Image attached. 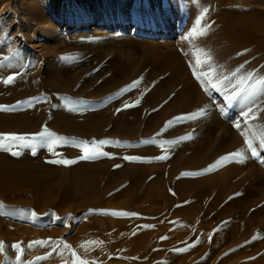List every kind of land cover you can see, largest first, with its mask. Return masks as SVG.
<instances>
[{
	"label": "rangeland",
	"instance_id": "1",
	"mask_svg": "<svg viewBox=\"0 0 264 264\" xmlns=\"http://www.w3.org/2000/svg\"><path fill=\"white\" fill-rule=\"evenodd\" d=\"M174 2V0H0V105H10L12 97L21 96V99L30 100L33 105L40 106L43 110V117L51 116L54 98L60 91L47 84L48 76L63 78L64 81L69 80L73 84V88H70L68 92H62L61 103L74 99L78 103L89 104V111H96L104 117L119 118L120 113H126L141 105L142 103L137 101L125 99L127 92L122 90L128 88V85L134 81L139 82L146 79L145 73L148 70L155 73V80H159L162 78L164 67L178 63L179 57L175 46L182 35L181 30L189 23L190 13L188 14L185 7L188 4H183L187 1L181 3L184 9H181L182 6L173 8ZM167 43L173 45V51H167ZM160 48L162 51L157 63L151 66L152 58L156 56L155 51ZM123 68L126 69L127 74L125 75L134 76L133 80L125 82L127 78L124 77ZM9 76H15L14 82L4 83L3 81ZM114 82L117 83L114 84ZM214 94L207 97L209 100L216 98V104L221 105H219L221 110L216 112L221 120L220 127L224 128L226 133L229 129H226L224 125H228L235 132L240 130L242 136L245 135L248 140L251 139L252 143L254 142L253 144L257 146V151L260 153L259 158L251 156L247 151V140L243 139L240 145L241 149H245L241 154L243 162L225 161L223 166L213 167L212 165L219 161L221 152H216L217 155L212 152L213 150L209 151V155L203 159L210 147L205 144L200 148L204 155L201 157L200 169H208L202 176L219 174L221 171L227 172L232 164H237L240 167L239 170L242 171L243 217H233L231 221L237 219L236 224L232 227L227 226L226 223L230 217H224V215L212 217L214 212L213 209H209V200L213 198L215 193L213 190L205 197H197L195 191L190 189L186 193L185 201L178 202L173 207L171 202L176 203L178 196L172 189L169 190L168 196H165L167 198L165 200L163 196L157 201L147 199L142 192L153 180L151 175H146L143 183L137 186L140 196L138 200L130 203L131 211L125 209L127 213L137 214L130 216L110 214L111 212H123L124 209L113 206H117L120 199H125L127 196H113V202L111 201L112 204L109 206L105 203L111 196L109 194L101 201V208L88 206L63 213L54 211L56 208L50 207L51 209L40 211L33 205L35 201L33 186L25 185L21 194L16 196L18 201L11 202L12 195L9 199L0 196V242H3V247L0 248V264H16L18 252L12 245L18 242L24 249L20 254L21 264L25 262L33 264L37 257H46L39 260L38 264H80V260L87 261V264H155L160 260H166L169 249L163 250L161 253L167 254H160L159 259L140 258L138 260V257H129L125 254L130 249L129 244L121 242V247L119 242L108 241L109 236L116 233L112 225L113 220H128L133 224L136 223L137 226L153 220L154 225H163L165 220L171 222L169 218H165L166 213L169 215L173 212L177 213V210L185 206L189 216V222L185 216L183 217L187 222V226H184L186 228L173 223L166 231L172 234L183 233L179 231L181 229L186 232L188 228L189 231L193 227V220L190 221V219H193L196 214L198 217H203L205 214L212 217L211 221L200 222L202 231L198 230L197 233L203 234L206 239L197 244L198 238L195 236L185 239L183 237L182 241L180 239V241L177 240L178 242L175 241V244L182 242L183 247L181 245V248L188 250L181 251L184 258L166 264H264V148L258 146L264 139V130L259 126L252 130L244 122V118L240 115L242 113L235 108L234 104L229 105L226 97L224 98L220 92ZM195 103L194 105L199 104V102ZM125 105L129 106L125 107ZM224 105L228 107L222 111ZM124 118L121 117L120 121H124ZM127 118L130 122L131 120L135 122L136 126H144L145 121L152 120L157 130L139 131L132 138L121 136L111 130V120L110 124L107 123L109 127H106L107 131L111 130L110 135L103 134L89 139L109 141L99 150L106 153L103 159H110L108 157L111 154L113 158L129 160L131 165L140 161L148 164L147 167L159 166L164 170L171 157L168 155L164 159L157 158L166 151L164 146H157L158 140L164 143L165 139L180 140L186 136H191L194 140L206 133L203 129L192 133L194 128L198 123H208L210 119H206L205 113L197 119L176 121L171 117L166 120L176 124L174 130H170L169 133L163 132L165 133L163 134L161 128H163L164 121L158 117L149 118V116L139 115ZM235 123H239L242 128L237 130ZM42 129L41 125L38 130ZM60 134L63 135L62 132ZM209 136L206 138L207 142L210 141H208ZM27 137L30 138V135ZM142 138H146L147 142L145 143ZM127 142L132 145L130 144L129 147ZM134 142L137 143L136 151L132 149L135 146ZM35 149V153L42 152L41 142L35 144ZM230 149L227 148L224 154L237 151V149ZM12 151L23 152L26 156L33 154L31 147L14 148ZM190 151L184 154L189 157ZM174 155L177 156V154ZM178 155L181 154L178 153ZM60 157L64 159L65 154L59 153L57 158ZM130 157L139 159H129ZM208 166H212L213 171ZM193 172L188 168L187 173ZM259 172L262 177L254 182L252 178H255ZM186 175L189 177L192 174ZM254 175L255 177H252ZM129 176L130 173L127 172L122 181L123 184L129 182ZM100 179L104 187L112 185L104 180L102 175ZM57 199H60L59 195ZM73 203L77 204V201L74 200ZM156 208H161V211L165 209V216L158 219L153 213L152 215L149 213ZM258 209L260 213H256ZM93 210H107L108 214ZM33 212L36 215L33 216ZM54 216L64 219L57 220ZM118 227L116 225V228ZM122 232L120 231L118 235L121 236ZM138 235H141V232ZM150 237L153 241L155 240L153 235ZM37 240H51L52 244L44 247H27ZM92 241L97 243H90ZM175 244L173 243L170 248L174 249ZM193 244H196L193 248L188 247ZM65 245H69L70 248H66ZM73 251L75 256L72 255Z\"/></svg>",
	"mask_w": 264,
	"mask_h": 264
},
{
	"label": "bare ground",
	"instance_id": "2",
	"mask_svg": "<svg viewBox=\"0 0 264 264\" xmlns=\"http://www.w3.org/2000/svg\"><path fill=\"white\" fill-rule=\"evenodd\" d=\"M174 1L172 7L178 8L182 6L181 9H184L181 3L187 1L183 4H188L185 7L188 14L190 13V19L189 21L187 20L189 23L181 30L182 35L175 46L179 60L178 63L175 62L164 67L161 79L155 80V73L148 70L145 73L146 79L141 80L142 82L139 81L137 86L131 87L126 91L125 99L138 101L142 103L141 105L132 108L126 113H120L119 118L113 116L104 117L96 111H89V104L78 103L74 99L61 103L62 92H68L70 88H73V84L69 80L64 81L63 78L57 79L51 76L46 78L47 84L60 91L54 98L51 116L43 117L42 108L33 105L30 100L21 99V96L11 98L12 102L10 103L12 104H9L16 106V108L11 111H0V133H15L26 137L30 135V139L34 144L41 142L42 152L26 156L23 152H20V155H12L11 151L0 149V196H5L9 199L12 195L13 197L11 196L10 199L12 200L10 201L14 202L18 199L16 196L21 194L24 189L23 186L32 185L33 195L35 196L33 205L38 210L44 211L53 207L56 208L54 211L64 213L88 206L101 208V201L108 194L111 196L105 203L110 206L113 202V196L122 197L125 195L127 196L125 199L118 200V205L113 206L124 209V212L125 209L131 211L129 209L130 203L138 200V196H140L137 186L143 183L146 175H151L153 180L142 192L147 199L157 201L159 197L163 196L165 200L167 199L165 196H168L169 190L172 189L178 196L177 202L172 201V205L170 204L173 207L178 202L185 201L187 198L186 193L190 189L195 191L197 197H205L213 190L215 193L213 198L209 200V209H213L214 212L212 217L217 215L230 217L229 223L227 222L226 224L231 227L236 224L237 220L231 221L233 217H243V187L241 185L243 183V174L237 164L230 165L227 172L219 171V174L210 176L192 174L186 177L188 176L186 173L188 168L192 169L193 173L201 171V157L204 155H202L200 148L205 144L210 149H208V153L205 154L203 159L212 150L215 153L221 152V157L225 156L224 153L227 148L228 150L232 148L238 151L241 149L240 145L243 139L247 140L246 144L252 142L245 135L242 136L238 128L237 130L239 131L235 132L228 125H224L226 129H229L226 133L223 130L224 128L220 127L221 120L216 112L221 110V105L216 104V98V100L214 98L209 100L207 96H213L215 92H220L225 98V90L217 91L211 88L209 83H203L197 79L200 73H209L210 67L215 69V72L210 74L211 82L217 84L222 75L235 73L232 76V82L235 84L244 79L248 73L252 74L251 81L254 86L251 91L253 94L245 96L238 103H235L234 106L242 113L240 115L244 118V122L252 130L258 126L263 127L264 130V85L259 83L261 78H264V0ZM197 21H199V25H197ZM194 28L196 29L195 33H193ZM172 46L171 43H167V51H173ZM161 51V48L155 51L156 56H153L151 66L157 63ZM122 72L125 75L126 69L123 68ZM124 77L127 78L125 82L134 79V76L125 75ZM116 83L114 82V84ZM195 102H199V104ZM249 106L253 109L254 118L245 119L243 113L248 110ZM202 108L205 109L206 119L210 118L209 122L203 123L204 125L198 123L192 133L200 132L203 129L206 131L203 136L200 135L194 140L190 136V138H185L179 143H169L177 140L165 139L164 144L158 140L157 146H164L166 150L160 157L168 155L171 157L167 161L166 170L159 166L147 167L148 164H143L140 161L131 165L129 160H119L116 157L113 158L111 154L108 157L110 159H103L104 155H98L91 159H80L84 152L81 147L77 146L79 141H92L93 139L90 140V137L103 134L110 135L112 133L111 130H114L113 132L117 135L131 138L136 136L139 131L157 130L152 120L145 121L144 126H136L135 122L128 120V116L158 117L164 121L163 128H161L162 133H169L176 124L173 123L169 126L166 119L182 117ZM121 117H125L122 122L120 121ZM110 121L112 122L111 130L107 131L106 127H109L107 123L109 122L110 124ZM41 125L43 129L38 130ZM45 128L49 132L54 133L55 136L65 139L57 141L53 148L49 149L46 143H42V138L36 135L43 132ZM239 128L242 127L240 126ZM61 132L63 135L60 134ZM209 135H212V137ZM162 136L165 138L164 135ZM208 136L209 142L206 140ZM142 139L145 143L147 142L146 138ZM127 143L128 146L131 144L130 142ZM134 145L132 149L136 151L137 143L134 142ZM102 146L89 144L87 147L90 150H101ZM14 148L25 147L13 146L12 150ZM184 149H187L186 151L191 150L189 157L184 154L186 152ZM59 153H64V159L74 160L75 163H51L50 161L63 159V157L57 158ZM178 153L181 155L179 156ZM174 154H177V156ZM216 154L218 155V153ZM216 165L217 163L212 166ZM229 171L232 174L231 177ZM127 172L130 173V180L128 183L123 184L122 181ZM101 175L104 180H107L112 185L104 187L101 184ZM252 177H255V175ZM260 177H262V174L259 172L252 179L257 181ZM58 195L60 199H57ZM170 199L173 200L171 197ZM19 200L24 201L23 199ZM74 200L77 201V204L73 203ZM185 207L179 211L177 210V213L173 212L171 215L166 213V216L164 210L167 207H164L163 211H161V208L149 211L150 214L153 213L158 219L164 216L166 219L169 218L171 222L165 220L163 225H154L153 220L146 221L147 223H142L143 225L139 226L128 220H113L112 225L116 229V233L113 236H109L108 241L119 242L121 247V242H123L122 244H129L130 249L125 254L129 257H138V260L140 258L144 260L156 259L160 254H167L161 253L165 249H169L166 260H160L155 264H166L179 258L182 259L184 258L182 257L183 254L181 251H176V249H181L183 243L175 244V241H182L181 238L184 237L183 239H185L189 236L198 238L196 244L204 241L206 237L201 233H197L198 230L202 229L200 222H206L212 218L210 215L204 214L203 217H198V214H196V218L194 216L193 219L189 218L190 221L193 220V224L190 223L193 226L191 230L188 231L187 228V231L184 232V229V231L178 229L183 232L181 234L179 232L178 234L167 232L166 229L171 227L170 224H180L178 226L183 228L189 222V216L186 213L188 210ZM256 213H260V210H256ZM184 216L187 218V222L183 219ZM116 225L119 227L116 228ZM144 225H152L154 227H141ZM121 226L123 227L120 228ZM170 230L172 231V229ZM120 231H123L121 236H119ZM136 231L141 232V235H138L139 232ZM151 235H153L154 241L150 237ZM129 237L131 239H128ZM161 237H167V239H161ZM219 242L221 241L219 240ZM173 243L175 247L171 249L170 246ZM191 247L193 248V246Z\"/></svg>",
	"mask_w": 264,
	"mask_h": 264
},
{
	"label": "snow or ice",
	"instance_id": "3",
	"mask_svg": "<svg viewBox=\"0 0 264 264\" xmlns=\"http://www.w3.org/2000/svg\"><path fill=\"white\" fill-rule=\"evenodd\" d=\"M207 11V10H205ZM197 25H199V21H197ZM210 27V26H208ZM196 32V29H193V33ZM206 32V30H205ZM209 59H211L209 57ZM239 71V70H237ZM215 69L211 68L209 69V73H200L197 76V79L201 80V82L203 83H209L211 88L216 89L217 91H220L221 89L225 90V96L226 99L228 101L229 105L238 103L242 98H244L245 96H250L252 95V91L251 89L253 88V82L251 81V77L252 74L248 73L247 76L240 80L238 83H233L232 82V76L235 75V73L231 74V75H222L219 78V83H212L211 82V78H210V74L214 73ZM15 76H9L6 80H4V83H12L14 82ZM259 83H261L262 85H264V78H261V80L259 81ZM138 85V81H134L132 85H129L128 88L123 89L122 91H127L129 90L131 87L137 86ZM230 89V91H229ZM138 102V101H137ZM18 103H22V102H18ZM129 105H125V107H127ZM228 105H224L222 107V111L227 108ZM16 106L13 105H0V111H11V110H15ZM205 113V109H198L196 112L194 113H188L185 114L182 117H176L174 118V120L179 121V120H184V119H197L199 118V116L203 115ZM245 119H251L254 118V112L253 109L249 106L248 110L246 112L243 113ZM169 126H171L173 124V121H168L167 122ZM237 128L240 127V124L237 123L235 125ZM166 130V129H165ZM38 136H40L42 138V143H46V145L49 147V149L53 148V145L56 144L57 141L59 140H64L65 138H61V137H57L55 136L54 133L49 132L46 128L43 132L36 134ZM47 138V139H44ZM185 138H190L189 137H183L180 138V140L174 141V142H169V143H179L181 142V140L185 139ZM7 142V143H5ZM106 143H109V141L107 140H100V141H96V140H92V141H79L78 145L79 147H81L83 149L84 154L80 157V159H91V158H95L98 155H106V153H103L102 151L99 150H90L87 146L89 144L96 146V145H104ZM13 146H24V147H31L33 150V154H35V144L34 142L29 138L26 137L24 135H18V134H9V133H0V149L6 150V151H11L12 155H20L19 151H12V147ZM260 148H264V139H262L258 145ZM244 149H240L237 152H233V153H228L226 154L224 157L220 158V161H217V165L216 166H223V162L227 161V162H232L233 160H237V162H243V158H241V154L244 152ZM247 151L250 153L251 156L260 157V153L257 151V146L254 145L252 142H249L247 144ZM158 159H164L167 158L166 156L163 157H157ZM129 159H139L137 157H130ZM51 163H65V164H71V163H75L74 160H67V159H61V160H53L50 161ZM212 166H210L211 168ZM208 171V169L205 170H201L200 173H186V174H203L204 172ZM93 211H102L105 212V214L107 213V210H93ZM110 214L112 215H124V216H130V215H137L135 213H127V212H111ZM32 215H36L34 212L32 213ZM54 219L57 220H63V217H59V216H54ZM141 227H154L152 225H144ZM161 239H167V237H161ZM92 244L97 243L96 241H92L90 242ZM102 243V242H99ZM52 244L51 240L48 241H44V240H37V241H33L31 242L29 245H27L28 248H32L34 246H40V247H44V246H49ZM194 246L193 245H189L188 247ZM3 247V242H0V248ZM13 248L17 249L18 255H17V260H16V264H21V258H20V254L24 251V249L21 247L20 242L12 245ZM66 248H70L69 245H65ZM82 247H85V245H82ZM55 250V249H53ZM188 250L187 248H181V249H176V251H186ZM87 251V248H86ZM72 255L75 256V252H72ZM46 257H37L36 261L33 262V264H38V261L41 259H45ZM77 260H79V257H77ZM25 264H28V262H25ZM80 264H87V261L84 260H80Z\"/></svg>",
	"mask_w": 264,
	"mask_h": 264
}]
</instances>
